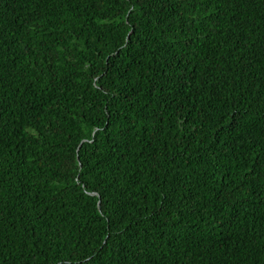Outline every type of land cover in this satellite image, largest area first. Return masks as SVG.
Here are the masks:
<instances>
[{
	"label": "trees",
	"instance_id": "1",
	"mask_svg": "<svg viewBox=\"0 0 264 264\" xmlns=\"http://www.w3.org/2000/svg\"><path fill=\"white\" fill-rule=\"evenodd\" d=\"M0 264H264V0H0Z\"/></svg>",
	"mask_w": 264,
	"mask_h": 264
}]
</instances>
